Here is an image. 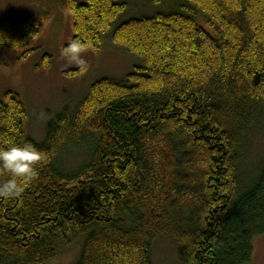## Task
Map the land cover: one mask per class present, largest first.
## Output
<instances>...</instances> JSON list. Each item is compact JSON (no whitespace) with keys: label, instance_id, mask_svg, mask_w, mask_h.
<instances>
[{"label":"trees","instance_id":"trees-1","mask_svg":"<svg viewBox=\"0 0 264 264\" xmlns=\"http://www.w3.org/2000/svg\"><path fill=\"white\" fill-rule=\"evenodd\" d=\"M165 1L142 0L113 29L127 0L66 1L71 40L99 51L109 36L140 64L93 82L43 140L16 92L0 98V146L28 142L46 157L19 198H0V264H52L78 241L76 264H153L159 237L177 243L179 264L250 263L264 235V155L242 163L264 110V0ZM46 19L0 17V49L27 58ZM79 151L75 168L61 162Z\"/></svg>","mask_w":264,"mask_h":264},{"label":"rangeland","instance_id":"rangeland-1","mask_svg":"<svg viewBox=\"0 0 264 264\" xmlns=\"http://www.w3.org/2000/svg\"><path fill=\"white\" fill-rule=\"evenodd\" d=\"M66 1L0 0V17H47L40 33L32 40L33 52L27 58L18 59L19 52L0 49V98L7 90L20 96L28 111V131L36 141L43 140L49 119L66 106L73 109L93 82L100 78L124 79L140 64L138 56L129 53L124 46L113 43L107 36L99 51L91 48L82 51L81 56L86 61L82 72L67 75L66 71L81 66L70 61L63 51L74 34L72 15ZM165 2L173 3V0ZM140 5L142 0H127L126 11L111 29L128 18L138 17ZM200 24L209 29L206 24ZM46 56L50 57L47 67L43 65ZM263 155L264 110L252 133L247 135L243 151L244 171L257 166ZM84 160L85 153L80 151L61 158L67 168H75ZM252 246L249 264H264V235L254 237ZM80 249L81 243L78 241L60 251L52 264H76ZM178 251L179 247L172 239L159 237L152 249V263L179 264Z\"/></svg>","mask_w":264,"mask_h":264},{"label":"clouds","instance_id":"clouds-1","mask_svg":"<svg viewBox=\"0 0 264 264\" xmlns=\"http://www.w3.org/2000/svg\"><path fill=\"white\" fill-rule=\"evenodd\" d=\"M83 50V41L78 38L72 39L63 49L69 60L78 66L86 65L81 56ZM45 159V154L33 144L5 139L3 146H0V175L7 178L0 180V198H19L24 191V184L37 177V165Z\"/></svg>","mask_w":264,"mask_h":264}]
</instances>
